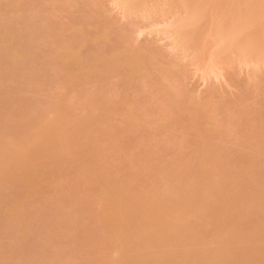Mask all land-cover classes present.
<instances>
[{
    "label": "bare ground",
    "instance_id": "obj_1",
    "mask_svg": "<svg viewBox=\"0 0 264 264\" xmlns=\"http://www.w3.org/2000/svg\"><path fill=\"white\" fill-rule=\"evenodd\" d=\"M113 2L0 0V264H264V0ZM90 218L111 260L70 241Z\"/></svg>",
    "mask_w": 264,
    "mask_h": 264
},
{
    "label": "rangeland",
    "instance_id": "obj_2",
    "mask_svg": "<svg viewBox=\"0 0 264 264\" xmlns=\"http://www.w3.org/2000/svg\"><path fill=\"white\" fill-rule=\"evenodd\" d=\"M102 1H105V2H106L105 7H104L103 4H102V5H103V10H104L103 12H105L106 10L108 11L107 16H108V14H109L111 17L113 16V17L115 18V17H117L116 15L119 14V13L121 12V11H120V10H121L120 7H119L118 10H117V7H116V6H117V3H116V2H115V3L113 2V3H114V6H112V1H113V0H111V1H109V0H107V1H106V0H102ZM114 1H115V0H114ZM103 3H104V2H103ZM104 4H105V3H104ZM106 6H107V7H106ZM111 6H112V7H111ZM104 8H106V10H105ZM112 9H113V10H112ZM107 11H106V12H107ZM118 11H120V12L118 13ZM109 12H110V13H109ZM113 12H114V13H113ZM112 13H113L114 15H113ZM120 14L122 15V13H120ZM120 14H119L118 16L121 17ZM178 14H180V12L177 13V15H178ZM175 15H176V13H175ZM177 15H176V17H177ZM110 16H108L109 19H111ZM178 16H179V15H178ZM120 17H118L119 20L121 19ZM170 17H173V16L170 15ZM170 17L168 16L167 19H169ZM174 17H175V16H174ZM174 17H173V18H174ZM114 18H113V19H114ZM123 18H124V19H123ZM173 18H170L169 20L172 21L171 19H173ZM113 19H112V20H113ZM122 19H123V22H124V23L126 22V21H124V20H128L127 17H124V16L122 17ZM167 19H166V20H167ZM114 20H115V19H114ZM116 20H117V22L119 21L117 18H116ZM169 20H168V23L170 22ZM159 21H160V18H159ZM127 22H128V21H127ZM162 22H163V21L161 20L160 23H162ZM164 22H165V23H162V25L165 24V27L168 29L169 24L166 23L167 21H164ZM121 23H122V20H121V22L119 21V24H121ZM124 23H122L121 25H124ZM158 23H159L158 21H157V24L155 23L157 27L162 26V25L158 26V25H159ZM125 24H126V23H125ZM166 24H167L168 26H166ZM150 25H152V24H150ZM150 25H149V27H147L148 30H147V29H144V30L141 29V32L138 31V32H139V36H137L138 34H135L136 37H137V39H136L137 42H139V41H138V39H139L141 42H144V43H145V41H143V40H145V39L147 38V36H148V38H147V39H148V42H149V41H152V42H153L152 44H154V45H155V43H156V45H158V48H159V47H161L162 49H163V48H164V49L167 48V50L171 48V50H172L173 47H171V45H170V44L172 43V37H171L170 34H169L170 32L168 33V34H169L168 37L165 35V36L167 37V40H165L166 37H163V34L165 33V32H164L165 30H164L163 28H165V27H163V28L161 27V29H160V30H162V29L164 30V31H161V32H162V36H161V35L159 34V33H161L160 30L157 29V28L155 29L156 26L154 25V23H153V26H154V27H153V31H152V32H155L154 30L157 31V32H155L154 34H153V33L151 32V30H150ZM163 26H164V25H163ZM166 28H165V29H166ZM93 30H95V29H93ZM158 30H159V33H158ZM142 31H143V32H142ZM166 31H167V30H166ZM67 32H68V30L65 32V34H66ZM138 32H136V33H138ZM167 32H168V31H167ZM157 33L159 34V39H158V34H157ZM146 34H147V35H146ZM152 34H153V35H152ZM165 34H166V33H165ZM66 35H67V34H66ZM136 37H135V38H136ZM170 37H171V42H170ZM141 38H142L143 40H142ZM168 38H169V39H168ZM153 39H154V40H153ZM160 39H161V40H160ZM163 39H164V40H163ZM173 40H174V38H173ZM154 41H156V42H154ZM174 41H175V40H174ZM146 43H147V41H146ZM168 43H169V44H168ZM174 43H175V42H173V44H172L173 46L176 45V43H175V44H174ZM152 44H151V45H152ZM166 44H167V45H166ZM156 45H155V46H156ZM162 46H163V47H162ZM169 46H170V48H169ZM174 47H175V46H174ZM164 49H163V50H164ZM175 49H176V48H175ZM171 50H170V51H171ZM161 51H162V50H161ZM164 51H165V50H164ZM164 51H163V52H164ZM165 52H166V51H165ZM165 52H164V53H165ZM167 52H168V51H167ZM174 52H175V51H174V48H173V53H172V55L174 54L175 56H177V55L175 54V53H177V52H175V53H174ZM178 52H179V50H178ZM168 53H169V52H168ZM168 53H165V55H167ZM179 53H180V54H179ZM179 53H178V55H182V56H183V54H181V53H182L181 51H180ZM185 54H188V53H185ZM170 55H171V54H170ZM188 55H191V54H188ZM188 55H187V57H188ZM182 56H181V57H182ZM191 56H192V55H191ZM191 56H189V58H192ZM168 57H169V55L167 56V58H168ZM171 57H172V56H170L169 59H170ZM177 57L179 58V56H177ZM181 57H180V58H181ZM184 57H185V55L183 56V58H184ZM180 58H179V60H177V59H173V61H174V60L177 61L178 65H179L180 62H178V61H181ZM189 58H188V59H189ZM192 59H193V58H192ZM192 59H191V60H192ZM186 61H187V62H185L184 59H183V62L181 61V65H179V66L181 67V66H182V63H184L185 65L188 64L187 66H185V67H187V68H185V67L183 68V69H185V72L187 71V73H185V74H187V77L185 78L186 80H185V79H182V80L185 81V82L183 81V83H184L183 86H184V85L189 86V87H185V88H187V90H188V88H189V90H191L192 92H195V93H192L191 91H189L190 93L195 94V95H197V93H198L197 96H199V94H200V92H201L202 95H204V94L206 95V93H207V91H208V89H209V88H208L209 85L206 84L207 82H208L209 84H212V83H213V85L216 83L215 86H218V88H220L221 86H223V87H221V90H222V88H224V89H226V90H230V93L225 92V90H222L223 92L217 90L218 92H221V95H223L222 93H224V92H225V96H226V93H228V95H229V94H231L232 91L234 90V89H232L234 86H229V83H230V82L227 84V80H225V79L227 78V75H228L229 72H227V74H226V70H224V69H226V68H225L223 65H222V66H223L224 68H223V67H220L221 65H219V67H218L219 69L216 70L217 72L219 71V72H218L219 74H221V75L217 74L218 76L215 75L216 77H218V80L216 81V79L214 78V77H215L214 74H213L214 77L212 76L211 79H210V76H211V75L208 76V78L210 79V80H208V78L205 77L206 74H204V73H206V72H203V71H202L203 68L200 69L201 66H198V64H197L195 61H194V62L197 64L196 67H195V65H194L195 63L192 64L193 61H192V63L190 62L191 65H189L190 63H188L190 60H187V59H186ZM184 64H183V65H184ZM261 64H262V63H261ZM263 65H264V63H263ZM263 65H262V66H261V65H257L258 70L260 69V67H262L261 70H262V69L264 70ZM234 66H235V65H234ZM236 66H238L239 68H238V67H234L233 70L231 69V70H232L231 73L233 72V74H234V73H235V70H234V69H236V70L238 69V70H239L240 67H242V68H241L242 70H241V69H240L241 71L239 70L240 73H239V72H236V73H238V75L241 74V76L239 75L240 77L243 76L242 78L244 79V77L246 76L245 73L251 74V73H250V72H251V71H250L251 69L249 70V72H246V71H248V70H247L248 66H245V68H244L243 65H236ZM36 67H37V66H36ZM36 67H33L32 69H34V68H36ZM197 67H198V69H197ZM246 67H247V68H246ZM220 68H221V69H220ZM243 68H244V69H243ZM186 69H187V70H186ZM195 69H197V70H199V71L201 70V71H200V74H198L199 72L196 71ZM222 69H223V71L225 72L226 75L220 73V70L222 71ZM245 69H246V71H245ZM189 70H190V71H189ZM193 70H194V71H193ZM203 70H204V69H203ZM238 70H237V71H238ZM243 70H244V71H243ZM261 70H259V71H261ZM263 70L261 71V73L263 72ZM242 71H243V72H242ZM259 71H258V73H259ZM34 72H35V71H34ZM202 72H203V76L201 75ZM236 73H235V75H236ZM210 74H211V73H210ZM248 74H247V75H248ZM263 74H264V72H263ZM199 75H201V77H200ZM238 75H237V76H238ZM244 75H245V76H244ZM184 76H186V75H184ZM206 76H207V75H206ZM219 76H221V79H220ZM225 76H226V77H225ZM248 76H249V75H248ZM188 77H190V78L188 79ZM240 77H238V78L240 79ZM204 78H205V80H203ZM212 78H213V79H212ZM223 78H224V79H223ZM238 78H237V79H238ZM242 78H241V82H247V78H245L246 81H245V79H244V81H243ZM227 79H228V78H227ZM239 79H238V80H239ZM248 79H249V77H248ZM207 80H208V81H207ZM212 80H213L214 82H213ZM210 81H211V82H210ZM228 81H230V80H228ZM239 81H240V80H239ZM221 82H222V83H221ZM188 83H189V85H188ZM219 83H220V85H219ZM224 84H225V85H224ZM242 84H243V83H242ZM213 85H211V87H212ZM244 85H245V84H244ZM224 86H227L228 89L225 88ZM215 88H217V87H215ZM218 88H217V89H218ZM234 88H235V87H234ZM192 89H193V90H192ZM236 89H237V88H235V90H236ZM205 90H206V92H205ZM198 91H199V92H198ZM233 93H236V92L233 91ZM237 93H238V90H237ZM237 93H236V94H237ZM201 94H200V95H201ZM217 94H218V93H217ZM217 94H216V95H217ZM236 94H233L234 97H231V99L237 97ZM202 95H201V96H202ZM205 95H204V96H205ZM219 95H220V93H219ZM228 95H227V96H228ZM233 95L231 94V96H233ZM237 95H238V94H237ZM204 96H202V97H204ZM225 96L223 95V97H225ZM218 97H219V96H218ZM218 97H216V99H217ZM226 98H229V97H225V98H223L224 102L227 100ZM229 99H230V98H229ZM223 100H222V102H223ZM228 101H230V100H228ZM218 103H219V99H218ZM110 113H111V112H110ZM4 115H5V113L2 114V116L0 115V124L3 123V122H2V121L4 120L3 118H5ZM111 115H112V113H111ZM108 116H110V115L108 114ZM112 118H113V117H112ZM112 118L109 117V119H111V120H108L110 123L112 122ZM8 122H9V121L4 122V123H5L4 125H6V124L9 125ZM115 122H116V121L114 120V121H113V124H115ZM111 124H112V123H111ZM7 125H6V126H7ZM134 133H136L134 136L137 137L136 135L139 134V131H136V132H134ZM134 133H133V134H134ZM131 134H132V133H131ZM133 134H132V135H133ZM132 135H131V136H132ZM129 136H130V135H129ZM131 136H130V137H131ZM134 136H133V137H134ZM120 144H121L120 146H123V148H124V147L126 148V145H125V146L123 145V144H125V142H123V144H122V143H120ZM118 146H119V143H118ZM149 146H150V147H149ZM149 146H148V148H152V147H151L152 145H149ZM155 148H156V147H155ZM155 148H154V146H153L152 149H148V150H150L151 152H153V149H154L155 151L158 149V147H157L156 149H155ZM150 151H148V152H150ZM170 153H172V152H170ZM186 154H188V153H185L184 155L186 156ZM188 155L190 156V154H188ZM188 155H187L186 157H188ZM120 162H121V158H120ZM259 165H261V164H258V167H260ZM261 167H262V166H261ZM261 167H260V168H261ZM42 168H43V167H42ZM194 168H195V167H194ZM39 171H42V169H40ZM39 171H38V173H37L38 176H39V174L41 173V172H39ZM187 173H188L189 175H193V174H191L192 172L189 173V172L187 171L186 174H187ZM35 176H37V175H35ZM254 178H256V177H252V179H251V178H250V179H251V180H254ZM36 179H37V178H36ZM250 179H249L248 181H249V183L252 184V185H253V183H255V182L258 180V179L256 178L257 180H254L253 182H252V181L250 182ZM49 180H50V179H48V180L45 181V180L43 179V180H42L43 182H42V181L39 182V180H38V182L40 183V185H42V184L45 185V182L47 183V184H46V187H47V188L44 189L45 191H46V189H47V191H46V192L44 191V192H45L47 195L50 194L49 192H51V191H50L49 188H51L52 193H51V195H49V197H50V196H53V194L58 190V189H57L58 187H57V188L55 187V186L58 185V184L55 185V183H54V184L52 185V186L55 185L53 188H54V189L56 188V190H54V189H52V186H51V187H48V186L51 185L50 182H52V179H51L50 181H49ZM44 181H45V182H44ZM41 182H42V183H41ZM49 184H50V185H49ZM44 185H43L42 187H45ZM58 186H59V185H58ZM83 187H84V185H83ZM83 187H82V188H83ZM85 187L87 188V186H85ZM82 188H81V189H82ZM70 189H71V188H70ZM70 189H67L68 191L65 190V194H66L67 192L69 193ZM48 190H49V191H48ZM58 191H59V190H58ZM58 191L56 192L57 194H58ZM60 191H61V190H60ZM63 191H64V190H63ZM63 191H61V192H63ZM66 191H67V192H66ZM71 191H75V190L72 189ZM85 191L87 192V190H85ZM85 191H84V192H85ZM47 192H48V193H47ZM53 192H54V193H53ZM61 192H60V194L63 196V194H62ZM56 193H55V194H56ZM68 193H67V194H68ZM72 193H75V192H71V194H72ZM60 194H58V195H54V197L56 198V196H57V197L60 196V197H58V198H61L62 196H61ZM65 194H64V196H63L64 198L62 197V198L64 199V202H63V201H60L61 204L63 203V204H62L63 206H65V204L67 203L68 200L70 201V199H71V197H72V195H73V194H72V195H67V196H71V197H69V198H70V199H69L68 197H65V196H66ZM69 194H70V193H69ZM67 198H68V199H67ZM63 199H62V200H63ZM66 199H67V201H66ZM93 200H94V199H93ZM65 201H66V202H65ZM94 201H95V200H94ZM95 203H96V202H95ZM97 204H98V203H97ZM100 207H101V205H100ZM100 211H102V208H101V210H99V212H100ZM99 212H97V213H99ZM100 213H102V212H100ZM103 213H104V212H103ZM91 214H92V213H91ZM91 214H90V215H91ZM93 214L96 215L95 213H93ZM93 214L91 215L92 217H91V216H89V217H91L92 219L95 220ZM100 215H102V214H97L96 217H99ZM91 218H90V219H91ZM92 219H91V221H90V223H89V225H90V229H89V230H86V233H87V234H86V233H82V232H80V230H77L76 228H73V229H75V230L72 229L73 231H75V232H74V233H76L75 235H78V236H75L74 238H73V237H70V238H73V239H70V241H71L73 244L77 241V242H78L77 245L84 246L86 249H89V250H91V249L89 248L90 243H92V244L95 243V244L93 245V248H92V249H94V252H96V254H97L96 256L99 257V256H101V255H105V256L107 257L108 260H111L113 254H111V253L108 252L109 250H108L107 246L110 244V240H112V237H111L110 234H106V236H105L104 239L100 240L98 243L95 242V241H97V240L99 239V237L101 238V233L98 231V225H96V224H95V221L92 220ZM93 221H94V223H93ZM91 222H92V223H91ZM35 226H37V225H35ZM35 226H34V227H35ZM78 229H79V228H78ZM72 230H70V231H72ZM76 230H77V232H76ZM73 231H72V233H71L70 236H73V235H72V234H74ZM76 239H78V240H76ZM73 240H74V241H73ZM75 240H76V241H75ZM71 242H70V243H71ZM70 243H69V244H70ZM95 249H96V250H95ZM98 251H99V252H98ZM101 251H103V252H101ZM97 252H98V253H97ZM72 253H74V251H73ZM80 253H81L85 258L89 255L88 252L85 251V250H81ZM101 253H102V254H101ZM108 253H109V257H108ZM110 255H111V256H110ZM105 256H104V257H105ZM92 260H93V259H92ZM92 260L89 259V260H87V262H88V263H92V264H96V263H94V261H92ZM67 262H68V261L59 262L58 264H67ZM104 264H116V262H114V261H112V262L107 261V262L104 263Z\"/></svg>",
    "mask_w": 264,
    "mask_h": 264
}]
</instances>
